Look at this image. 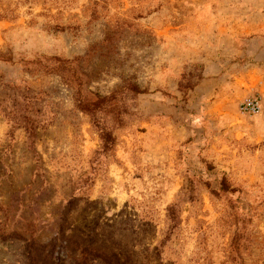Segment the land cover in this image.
<instances>
[{
    "label": "rangeland",
    "instance_id": "374dc122",
    "mask_svg": "<svg viewBox=\"0 0 264 264\" xmlns=\"http://www.w3.org/2000/svg\"><path fill=\"white\" fill-rule=\"evenodd\" d=\"M0 264H264V0H0Z\"/></svg>",
    "mask_w": 264,
    "mask_h": 264
},
{
    "label": "trees",
    "instance_id": "16d2710c",
    "mask_svg": "<svg viewBox=\"0 0 264 264\" xmlns=\"http://www.w3.org/2000/svg\"><path fill=\"white\" fill-rule=\"evenodd\" d=\"M77 61H68L63 60L60 58H47L44 57L42 59L37 60H31L27 61L26 65H34L38 66L36 70H45L49 73H54L62 78H64L67 82V84L75 86L77 84L78 86H84V83H78L77 81V70L75 67V64ZM35 67V68H36ZM34 68V69H35ZM34 69H28V70H34ZM77 82V83H76ZM128 92H130L132 95L129 101L135 102L137 99V96L140 94H145V91H142L139 87L132 84L129 85L126 89ZM79 98L77 100L78 102V109H80L82 112L88 113L90 115H97V113L104 111H110L115 112L116 119L121 118V113L124 112L127 107L129 111L127 112L128 115H133V108L131 105H127V101L125 102V98L127 95H117L116 93H113L110 96H101L97 93H94L88 89H80L79 90ZM134 107V106H133ZM102 131V139L104 141L108 140L106 145L103 146L105 151L110 150L111 146L109 147L112 139V132L108 129L101 128ZM112 149V148H111ZM228 188L225 187L224 190H227ZM234 248L238 249V245H236L235 242H233Z\"/></svg>",
    "mask_w": 264,
    "mask_h": 264
},
{
    "label": "built area",
    "instance_id": "2783aa9c",
    "mask_svg": "<svg viewBox=\"0 0 264 264\" xmlns=\"http://www.w3.org/2000/svg\"><path fill=\"white\" fill-rule=\"evenodd\" d=\"M241 113L244 115L256 116L262 112V101L258 95H253L241 104Z\"/></svg>",
    "mask_w": 264,
    "mask_h": 264
}]
</instances>
